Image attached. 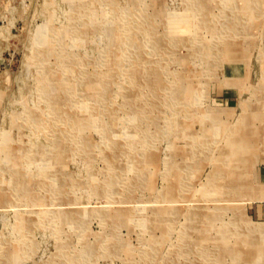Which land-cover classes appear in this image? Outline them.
<instances>
[{
  "label": "rangeland",
  "instance_id": "rangeland-1",
  "mask_svg": "<svg viewBox=\"0 0 264 264\" xmlns=\"http://www.w3.org/2000/svg\"><path fill=\"white\" fill-rule=\"evenodd\" d=\"M0 264H264V0H0Z\"/></svg>",
  "mask_w": 264,
  "mask_h": 264
}]
</instances>
